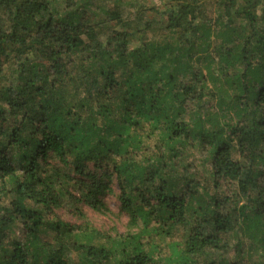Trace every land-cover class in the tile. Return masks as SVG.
Segmentation results:
<instances>
[{
    "label": "trees",
    "instance_id": "obj_1",
    "mask_svg": "<svg viewBox=\"0 0 264 264\" xmlns=\"http://www.w3.org/2000/svg\"><path fill=\"white\" fill-rule=\"evenodd\" d=\"M0 264H264V0H0Z\"/></svg>",
    "mask_w": 264,
    "mask_h": 264
},
{
    "label": "rangeland",
    "instance_id": "obj_2",
    "mask_svg": "<svg viewBox=\"0 0 264 264\" xmlns=\"http://www.w3.org/2000/svg\"><path fill=\"white\" fill-rule=\"evenodd\" d=\"M141 2L147 4L148 6H151L153 3H160L161 0H141ZM110 186L112 187L113 191L116 193L118 191L117 184L115 181L110 183ZM106 200L108 204L111 206L113 210H119V201L115 194H107ZM85 211L88 214V217L93 221V223L101 228L107 229L111 225H115L119 231L125 230V223L127 221L126 215L124 214L121 216V218L117 219L116 217H107L103 215H99L95 212H93L90 208L87 206H83ZM59 214H62L63 218H65L68 221H72L73 223H79L80 219L72 215V213H68L67 210L61 209L58 211Z\"/></svg>",
    "mask_w": 264,
    "mask_h": 264
}]
</instances>
